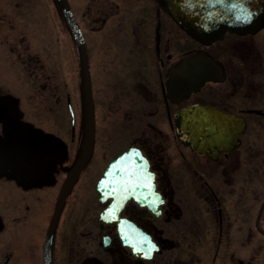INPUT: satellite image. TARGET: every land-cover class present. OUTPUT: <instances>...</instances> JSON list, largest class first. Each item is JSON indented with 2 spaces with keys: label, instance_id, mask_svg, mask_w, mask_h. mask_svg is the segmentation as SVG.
<instances>
[{
  "label": "flooded vegetation",
  "instance_id": "1",
  "mask_svg": "<svg viewBox=\"0 0 264 264\" xmlns=\"http://www.w3.org/2000/svg\"><path fill=\"white\" fill-rule=\"evenodd\" d=\"M47 1L64 32L60 1ZM68 1L95 139L62 198L82 95L75 106L32 46V0H0V264H264V26L203 41L156 0ZM180 118L219 130L200 149L180 139Z\"/></svg>",
  "mask_w": 264,
  "mask_h": 264
},
{
  "label": "water",
  "instance_id": "2",
  "mask_svg": "<svg viewBox=\"0 0 264 264\" xmlns=\"http://www.w3.org/2000/svg\"><path fill=\"white\" fill-rule=\"evenodd\" d=\"M65 12L67 23L77 43L81 68V95L83 104V136L78 154L69 167L66 185L62 190L63 198L75 177L89 157L95 138V107L92 95L90 62L88 48L83 32L74 17L68 0H59ZM187 33L203 40L213 41L227 31L250 32L264 26V0H157ZM182 79V77H181ZM186 80L180 82L184 85ZM171 86V82H168ZM188 111V110H186ZM180 139L194 147L202 149L214 137L217 125L205 123L203 119L180 118ZM217 129L216 133L218 132ZM128 157L123 153L115 163ZM140 161V157H133ZM114 164H112L113 166ZM110 167L100 184L107 185ZM106 179V181H104ZM104 185V184H103Z\"/></svg>",
  "mask_w": 264,
  "mask_h": 264
},
{
  "label": "rangeland",
  "instance_id": "3",
  "mask_svg": "<svg viewBox=\"0 0 264 264\" xmlns=\"http://www.w3.org/2000/svg\"><path fill=\"white\" fill-rule=\"evenodd\" d=\"M19 1L21 2L22 0ZM32 4L34 6V18H32V21L29 23L31 31H28L29 40L32 42V46L35 50L45 52V54L41 56L44 60L47 53H49L50 56L47 58V61L49 62V66L51 65L50 77L54 74L56 80L60 83L61 87L64 88L63 90L61 89L62 92L65 94V92L69 91L73 103L75 106H79L81 101V93H79L81 92V69L78 59V50L73 35L68 25L63 32V24L59 19L53 18L51 6H49L47 0H32ZM108 27L109 24H107L105 29L108 30ZM91 35V32L87 31L86 36L88 39H90ZM60 37L61 41L59 42ZM63 43L65 52L59 50ZM58 50L60 53H58ZM18 74L17 83L20 91L19 93H24L25 89L23 90V88H28L29 85L28 73L19 68ZM3 75L8 83L11 78V72L4 70ZM41 88V84L35 85L34 92L37 93V90ZM26 98L20 100H23L22 102H25L24 104L30 107L32 103L28 104Z\"/></svg>",
  "mask_w": 264,
  "mask_h": 264
}]
</instances>
